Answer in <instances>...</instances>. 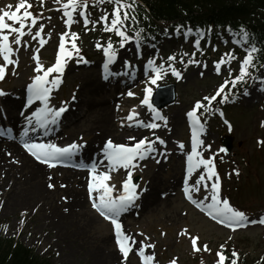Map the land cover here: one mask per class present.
I'll return each mask as SVG.
<instances>
[{
  "label": "rangeland",
  "instance_id": "rangeland-1",
  "mask_svg": "<svg viewBox=\"0 0 264 264\" xmlns=\"http://www.w3.org/2000/svg\"><path fill=\"white\" fill-rule=\"evenodd\" d=\"M19 2L20 0H0V10L17 11L15 5ZM28 4H36V14L40 19H38L35 26H32L29 21L26 22L22 43L20 45H12L13 48L18 49L17 52L13 53V58L17 60V63L8 65L5 77L0 79V89L7 93V95H0V111L2 116H4L2 122L6 125L9 123L7 122L9 118H5V113L3 112L5 103L1 97L6 98V96L13 95L15 89H18L21 96L22 94L24 95L22 92H24L25 83L32 78V75L36 74L34 72L36 65L33 59L34 51L39 48L40 62L47 66L48 62L43 60V53L51 52L52 54L53 43L57 39V35L67 30L63 25V14L56 9L57 3L54 0H43V4H41V0H28L24 8L19 10L20 14L24 10H30ZM9 5L11 7H8ZM105 6L98 3L93 11L88 10L90 18L98 20L101 13L106 10ZM78 20H82V18ZM6 22L12 23L8 18H6ZM41 23L44 25L42 36L47 41L42 47L38 43L39 38L33 40L36 27ZM16 26H19V24L17 23ZM30 26L32 27L31 34L27 31ZM87 27L89 30L85 31L83 23L81 47L86 57L81 56L82 58H80L77 56V60L80 59L82 62H73L67 65V70L63 75V86L62 88L52 89L53 96L50 103L59 107L61 102L65 104L71 103L74 100L73 97H80V100L85 102L87 99L110 100L112 102L111 111L105 116V119L107 118L108 123L117 128L128 127L138 120L136 118L137 115H134L132 120L126 119L130 111L139 114L145 110L151 116L150 121L153 120L152 111L146 105L140 104V100L144 95L146 73L152 74L151 69H146L145 67L149 57L154 58V63L158 65L161 62L157 63L154 56L155 53L170 51L169 55H175L174 51L180 49L181 52L177 54L176 62H171L174 66L183 65L180 57L185 53L189 55L185 56L184 59L190 57L201 62L200 64L187 65L179 79L173 76L170 70H163L165 72L164 80L159 83L164 85L173 82L176 87V100L161 109L162 112L160 114L166 116L167 121L160 120L157 116L155 122L160 127L154 129L153 132L146 136L153 139L156 151L150 153L142 161H138L139 167L133 169L132 177L139 183V189L145 190L140 192V195L135 200V206L129 208L131 213L122 220L125 234L129 237H134L137 242L136 249L140 246L139 241L154 245V247L146 248L145 253L147 255L154 253L156 264H168L173 258L177 260L178 264H199L201 262L203 264H211L215 261L214 251L231 238H236L235 234L241 233L245 236L244 239L248 238L250 241H255L254 249L246 241L241 244L242 246L248 245V251H264V224L259 222L255 224L247 223L244 226L245 228L237 232L222 229V227L216 226L209 218H206L203 212L189 201L183 192L184 180L182 181V179H184L186 174V155L191 148V139L187 136L186 113L194 106L196 100H202L203 97L211 94L215 87L214 80L227 69L222 64L221 71L219 73L216 72L213 62L219 61L220 53L217 54L218 50L215 52V48L212 45L208 46V33L206 41L201 43L202 54H197L195 59L193 58L194 56H191L193 49L187 37L183 36L180 40H175V33L170 30L164 31L165 36L162 35L163 38L157 41V44H155V41L146 43L140 54L134 51L131 41L127 42L126 44L130 46V50L134 54L120 61L119 70L122 69L124 61L128 60L131 62L132 68H139V70H144V72L140 73V76L135 81L136 83L134 82L126 88L118 89L114 79L104 80L105 84L101 92L90 93L85 84L95 79L100 80L98 75L99 64L103 57L102 48L98 49L96 44L105 45L109 39L104 37L102 23H98L95 28L91 24ZM70 31L74 30L70 28ZM231 34L225 35V42L230 41V39L231 41L236 39L234 33L233 35ZM14 37L15 33L9 38L14 40ZM24 41L28 42V46L24 45ZM123 47H119V49ZM163 55H160V57H165L166 54ZM83 60L87 62L85 63ZM0 63H3L2 58H0ZM204 65H207V67L205 68ZM258 74L264 75L262 71H259ZM152 87L155 89L156 86ZM246 88L250 94L245 95L243 90L235 104L236 109H241L244 112L243 115H240L241 125L239 130L226 131L220 123L208 116L204 130L199 132L198 135L205 144L211 145V149L200 148L198 150L201 151V155L204 158L209 157L212 153L217 154L219 149H221V132L231 133L234 141V147L231 150L233 157L229 158V155L224 152L221 156V172L222 174L224 173V177L221 178L223 196L229 198L230 203L237 209L244 211L250 219L258 221L260 215L264 214V149L260 146L259 148L257 145L260 141L259 136L264 137V124H262L264 122V107L261 106L264 103V90H261L258 79L256 81L249 80ZM129 90L135 95L129 96L127 94ZM89 111V117L82 121L80 127H75V122L78 118L83 117L81 115L84 113V107L79 109L80 117L76 118V120L72 116V112L68 116L64 115V122L59 128V137L63 136L64 139L54 142L57 144L72 143L73 141L88 143L97 140L99 133L97 124L99 119L104 117V113L97 106ZM16 113H18V109ZM123 114L127 115L124 117ZM228 117L232 121L230 110L228 111ZM21 119H25V116L21 117ZM106 128H108V125H104V129ZM227 129L229 130L228 125ZM153 133L155 136L164 139L166 143L161 145L158 141H155ZM252 135L254 137H250ZM107 136L108 133H104L100 138L99 144H104ZM255 137H257L256 141ZM122 141L116 138L113 140L114 143ZM181 141L184 144L183 150L178 145V142ZM19 148H22V146ZM22 162L14 153H10L7 150L6 153H0V233L2 235L17 237L18 240L24 242L36 254L49 258L53 264H142L139 257L133 252L126 260L118 259L116 261L108 257L109 245L114 242L109 223L92 209L89 201L86 203V207H80L79 209L76 206H71L72 201L69 197V191L71 187L74 190L75 188L69 181L65 182L61 179V177L65 176L64 172H59L58 169L45 168L42 174L33 178L31 177L33 174L31 169ZM234 169L239 170L237 174L241 177L240 181L235 178L234 173L236 171ZM202 170L203 166L191 174L189 182L195 184ZM103 171H106V169H103ZM127 171L126 169H122L119 172L110 170V179L105 182L115 185L119 189L122 187L121 181L127 176ZM173 176H176L177 186H174L168 194L164 195V188L173 186ZM205 176H207V173H205ZM246 176L249 178L247 179ZM56 177L59 178L56 179ZM150 179H153L152 184L155 183V186H159L157 193L159 200L146 210L140 209L143 198L149 188L148 182ZM214 179L215 177H213ZM250 180V185L243 184ZM204 182L211 184L212 181ZM204 182H201L200 192L193 191L194 198H209L210 194L203 188ZM49 183L53 184L54 187L49 188ZM241 184L244 185L246 190L239 192L236 187ZM82 185L84 188L85 177ZM190 191L192 190L190 189ZM226 191L229 195L232 193V199H230ZM42 192H47V195L43 200L39 199L40 204H36L37 206L29 204V200L32 197ZM255 193L257 194L255 195ZM113 194L117 195L119 193L114 192ZM87 210L91 214H95L96 217L92 218L91 214L88 215ZM4 226H7V230H5ZM191 235L199 237L198 247L203 248V245L207 244L211 251H194L190 240ZM107 236L111 239L109 243L105 241ZM114 247L116 246L114 245Z\"/></svg>",
  "mask_w": 264,
  "mask_h": 264
},
{
  "label": "snow or ice",
  "instance_id": "snow-or-ice-1",
  "mask_svg": "<svg viewBox=\"0 0 264 264\" xmlns=\"http://www.w3.org/2000/svg\"><path fill=\"white\" fill-rule=\"evenodd\" d=\"M28 0H20L19 3L15 5L17 11H7L0 10V58H2L3 63H0V79H3L6 75V70L8 65H14L17 60L13 58V53L17 52L18 49L13 48V44L20 45L22 43V37L25 35V24L30 18L31 25L35 26L37 24L38 16L34 15L29 10H24L22 14L19 13L21 8H24ZM54 2L60 4L62 9V14L67 19H64V24L70 29V25L76 20L74 19V14L78 12L79 17L82 18L85 25V31H88V25H92L93 28L98 23L103 24V30L115 33L120 39L118 44L123 47L127 41L134 40L136 42L137 49L139 51L140 45L144 40L142 35L143 30L138 27L133 29L134 35L129 34L127 22H135L137 17L130 14L129 9L135 10L136 0H92V4L96 3L103 4L105 2L111 3L113 5L111 13L105 10L102 15L99 16L98 20L90 18V14L87 9L89 7V0H54ZM43 4V0H41ZM8 7H11L10 5ZM30 8L31 5L28 4ZM6 18L10 19L12 23L6 22ZM19 26H16V24ZM177 28L180 26L177 25ZM44 25L41 23L36 29L33 40L39 38V45L42 47L47 41L42 36V30ZM7 30V31H5ZM210 30V28L208 29ZM28 33H32V27L27 29ZM195 31L197 38L193 39V44L197 49L200 48L201 41L199 37L206 34L205 30L200 28H187L184 35L187 37L189 33ZM228 31H232L229 26ZM239 39L237 43H246L245 55L239 62L238 74L234 75L231 84L237 86L239 82H242L249 75V68H256V59L258 58V53L264 51V47L257 48L256 43L243 25L239 26ZM15 33L14 40H10V35ZM79 34L74 31L66 30L59 34V45L58 52L56 55L55 62L50 66L46 67L40 62L39 59V48H37L33 53V59L36 62L34 72L35 75L32 76L31 82L27 84V96L24 103V107L28 108L33 105L34 101L40 102V107H36L34 111L30 112V115L25 116V124L31 125L35 124V127H25L20 135L21 137L27 136L28 132H35L37 128H45L50 130V125H55L62 113L65 112L68 107L65 103L61 102L59 107L53 106L50 103L49 97L52 94L53 86L58 87L62 80V74L66 64V57L71 58L73 55L79 56L80 50L76 43ZM70 37L71 49L70 51L66 48V38ZM25 46H28V42H23ZM98 49L102 48L105 59L103 61V69L105 72L104 79H108L111 75H118L119 73H112L109 65L114 63L118 58V53L116 48H114L111 38L106 42L105 45L100 43L96 44ZM142 54V53H141ZM195 52L191 53V56H195ZM188 53L183 54L180 57L181 62L184 61V57L188 56ZM229 56V60L235 59L231 53H225ZM176 59V56L169 55L167 57L168 63L165 64L163 61L160 64L154 63V58L149 57L146 61V69H151L152 74H147V79L144 82V95L140 100L141 105H146L153 113V120L149 122H144L141 120H136L135 123L138 125H143L145 128L156 129L160 125L155 122V118L158 116L160 120L167 121V117L161 115L154 107L150 100L153 94L154 88L152 86L160 87L162 86L159 82L164 80L165 72L163 70H170L171 74L176 78H181V72L171 63ZM77 62H82L80 59ZM83 62H87L83 60ZM224 57L222 56L219 61H214L215 70L217 73L221 71V65L225 63ZM200 64L199 60L188 59L187 64ZM187 66V65H185ZM125 69H131V62L128 60L124 61ZM206 68L207 65H204ZM50 74H52L50 76ZM133 77L135 76V71L129 73ZM202 74V73H201ZM260 81L261 90H264V75H258L256 77ZM229 84L228 80L221 83L216 89L215 93L210 96L203 97L202 100H196L194 106L186 113L191 125V150L187 152L186 155V174L183 183V192L189 201H191L197 208L205 212L214 221H218L220 224L227 226L230 229H235L242 224L251 223L255 224L257 222L264 224V214L260 215L259 220H252L246 215L242 210L234 207L229 198L224 197L220 188V178L218 173L215 171L214 157L216 153H212L207 158L201 155V151L198 149H211V145L204 143L202 139L199 138L198 133L204 130V122L201 121L200 116L204 113H210L212 111L220 112L219 108H213V102L217 100V97H221L220 102L223 103L228 100V95L223 94L225 91V85ZM129 96L135 95L131 90L127 93ZM244 94L249 95V90L244 89ZM0 95H7L3 89H0ZM75 99V97H73ZM235 99V97H233ZM206 102V103H205ZM203 110L202 112L200 110ZM221 116L223 113L220 112ZM134 115H139L138 113L129 112L126 117L128 120H132ZM224 123L231 128V124L225 120ZM264 124V122H262ZM10 130V129H9ZM155 141L159 144L164 145L166 141L159 136H155ZM129 140L134 141L133 143H114L111 138H108L101 152L104 154L102 157H98L95 161L90 164H81L80 167H84L90 170L91 179L88 182L87 189L89 194V199L91 200V206L97 212L100 213L105 219L109 220L114 226L115 239L119 251L126 258L129 255L130 250H132L133 245L136 244L134 237H129L122 230V225L118 217L122 212H125L129 206L133 205L140 192L145 189H138V185L133 181V169L138 163V159H143L150 153L156 151V147L153 139L149 137H142L136 139L135 137H129ZM264 143V140L260 141ZM23 147L37 160L42 161L49 168L53 167L55 164L64 163L69 161L81 151L83 145L73 141L72 143L60 145L52 141H37L35 139L23 140ZM86 143V142H84ZM181 150L184 149L183 142H178ZM219 151H226V149H220ZM107 161V169L115 170L117 166H122L127 171V176L121 181L122 187L117 189L115 185L106 183L105 181L110 179L109 171H99V168L104 167V162ZM203 166V170L200 172L195 184L189 182L190 175L193 174L197 169ZM238 173V169H234ZM207 173V176H205ZM213 177L215 179L213 180ZM204 181H212L211 184ZM201 182L203 183V188L207 190L210 194L207 199H197L194 198V192L201 191ZM49 188L54 187L53 184L49 183ZM190 189L192 191H190ZM114 192L119 194L114 195ZM67 211V209H66ZM7 230V226H4ZM184 231V230H182ZM185 234H187L185 232ZM199 237L196 235H191V245L194 251H211L207 244L203 245V248L198 247ZM139 248L135 249L138 252L140 259L143 264H156L154 260L155 254L146 255L145 249L148 247H154V245L146 244L144 241H139ZM226 245L221 244L216 255L218 259L214 261V264H226V261H230V264H238V253L233 248L231 251V257L225 253ZM168 264H177V260L173 258L168 262Z\"/></svg>",
  "mask_w": 264,
  "mask_h": 264
},
{
  "label": "trees",
  "instance_id": "trees-1",
  "mask_svg": "<svg viewBox=\"0 0 264 264\" xmlns=\"http://www.w3.org/2000/svg\"><path fill=\"white\" fill-rule=\"evenodd\" d=\"M129 12L137 17L135 22L128 21L130 30L134 32L133 29L138 27L143 30V36L157 33L164 26L171 28L187 24L195 28L211 26L215 31H223L230 26L239 33V26L243 25L252 34L257 48L264 47V0H136L135 10L129 9ZM240 52H242L240 49L235 48L233 54ZM257 55L255 69L264 68V51ZM233 76L230 74L228 77L229 84L225 85V91L222 93V95H228V100L221 103V97H217V100L213 102L215 106L221 104L228 106L237 92L242 89V82H239L237 86L231 84ZM221 83L223 82L218 84ZM232 119L234 127L239 129L240 120L237 114H232ZM260 147L264 149V144ZM242 242L241 239L234 241L233 248L238 253V264H264V251L248 252L247 246L240 250ZM233 248L227 252L229 257ZM0 264L51 263L34 254L21 242L0 237ZM226 264H230V261H226Z\"/></svg>",
  "mask_w": 264,
  "mask_h": 264
},
{
  "label": "bare ground",
  "instance_id": "bare-ground-1",
  "mask_svg": "<svg viewBox=\"0 0 264 264\" xmlns=\"http://www.w3.org/2000/svg\"><path fill=\"white\" fill-rule=\"evenodd\" d=\"M133 55L132 51L130 50L129 46L126 45L125 47L121 48L118 52V58L115 60V63L113 64V69H118L119 63L123 58H127L129 56ZM104 84L101 81L98 80H92L85 84V87L88 88V92L90 93H98L101 92L102 89L104 88ZM7 112L6 116L9 117L10 122L15 125L16 124V110L17 108H20L21 105L24 102V97L21 96L19 93L18 89H15V92L11 96H6L4 98ZM111 104L112 102L110 100H96V99H87L86 102L83 100H80V97H77L76 101L73 103H70L68 107L65 110V114H68L69 112H72V116H74V119L80 117L79 114V109L84 107V113L81 115L83 117L78 118L77 121L75 122V127H80L82 121L87 119L90 115V111L92 108L95 106L99 107V110L104 113V117H101L98 121L97 126L99 127V133H98V139L93 140L91 142L86 143L85 145L83 144V147L81 149V157H84L85 161H88L89 159L96 160L98 158V155L101 153V149L103 148L104 144H99L101 136L104 135V133H108V138H111L112 140L116 139H121L123 141H127L128 143H131L132 140H129V137H135L136 139H139L140 137H145V135L149 132V128L143 127V125H138L137 123L130 125L129 127L125 128H117L115 126H112L110 123H108L107 118L105 119V116L108 115V113L111 111ZM40 107V102L39 103H33V105H30L28 108H26V111H30L33 108ZM15 110V111H14ZM138 120L144 121L146 120V113L144 110L139 113L137 116ZM73 119V120H74ZM74 124V123H72ZM104 125H108V128L104 129ZM55 131V130H54ZM53 131V132H54ZM51 132L48 137H44L43 141L47 142L50 140V137H59L58 134V129L55 131V133ZM110 133V134H109ZM32 138L31 136H29ZM60 139H64L63 136H60ZM20 139L17 138L16 136L14 137L13 140L8 141L2 136H0V153H6V150L9 151L10 153H14L19 159H21L23 164H25L27 167H29L32 171L31 177H36V175L42 174L44 171L45 167L44 165H41L37 162H35L33 159H31L28 155L23 153V151L18 147L17 143ZM104 142V140H103ZM134 141H132L133 143ZM101 171L100 169H98ZM199 170V169H197ZM59 172H64L65 176L61 177L62 180L65 182H70L71 184L74 185L75 190L71 187L69 191V197L72 201L71 206L73 207H86V203L88 201V197L85 193V190L82 185L83 178L85 177V170H75L72 168L69 169H63L59 168ZM176 176H173V186L171 188H164V195L168 194L174 186H177V179L175 178ZM59 177H56L58 179ZM181 178V177H180ZM156 181V178H155ZM153 179H150L148 182V190L146 192V195L143 198L142 205L140 209H148L150 208V205L153 203H157L159 200V195L158 189L159 186H155V183L152 184ZM157 182V181H156ZM151 186V187H150ZM47 195V192H42L39 193L37 196L32 197L29 200V204L31 205H36L40 204V200H43L45 196ZM37 197V198H36ZM39 201V202H38ZM37 206V205H36ZM75 209V208H74ZM139 212V211H138ZM88 215L91 214L89 210H87ZM130 213V211H129ZM92 218L96 217L95 214H91ZM106 243H109L111 241L110 237H105ZM113 244V246H112ZM114 243L112 242L109 245V250H108V257L111 260H124L123 254H121L116 247H114Z\"/></svg>",
  "mask_w": 264,
  "mask_h": 264
},
{
  "label": "water",
  "instance_id": "water-1",
  "mask_svg": "<svg viewBox=\"0 0 264 264\" xmlns=\"http://www.w3.org/2000/svg\"><path fill=\"white\" fill-rule=\"evenodd\" d=\"M160 90L161 91L165 90L166 91V95H165L164 99L160 101L159 98H158V95L156 94L154 96V102L155 103H157L158 105L163 106V105H165V104H167L169 102H172L174 100V98H175L174 85L171 84V85L163 86V87L159 88V91ZM223 145H224V147H226V150H228V148L230 147L231 144L227 140V141L223 142Z\"/></svg>",
  "mask_w": 264,
  "mask_h": 264
}]
</instances>
